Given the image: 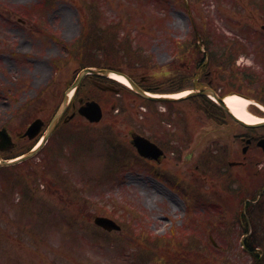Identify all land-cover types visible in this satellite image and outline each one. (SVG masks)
<instances>
[{
	"label": "rangeland",
	"instance_id": "1",
	"mask_svg": "<svg viewBox=\"0 0 264 264\" xmlns=\"http://www.w3.org/2000/svg\"><path fill=\"white\" fill-rule=\"evenodd\" d=\"M47 1L52 3L48 7L46 4H41V0H0V124L8 122L14 129L21 128L22 124L32 119V115L43 114V116H50L51 113L49 114V112L57 99L55 93H59V89L64 86L66 80L72 78L73 73L77 71L73 69L72 63L61 66L62 68L54 81V68H52L51 57L60 56V44H57L55 40H52L51 43L50 39H47L45 40L47 42H45L44 49L39 48V41L36 40L35 35L30 34L28 29L22 30L19 25H7L4 22L6 20L14 21L18 17H21L27 20H45L48 23L52 21L54 23V30L58 32L62 39L67 40L72 38L81 29L82 16L89 20V15L92 13L91 9L95 7L99 12V16L95 18V21H98L100 25L119 23L121 31L135 38L136 42L130 43V46L133 48L134 44L137 43L136 46H139L138 51L147 53L150 58L146 61L144 58L129 55L131 58H125V63L120 58L114 56L118 51L108 47L102 52L100 46L98 51L94 50V58L102 62L120 63L123 67H128L131 71L140 75L151 76L156 72L157 76H153L154 79L149 81V77L147 76L145 82L149 81L147 85L163 89H168L170 86L166 80L164 84H162V81L174 77L167 74L166 70H168V67L163 66L166 61L170 60L171 56L173 57L171 54L173 52H171L173 47L171 40L177 39L181 35L188 37L192 30V22L199 27L205 17L207 22L204 27H209L207 29L209 33H215V28L212 26V24H215L212 20L214 19L219 21V23L223 22L221 24L222 28L225 26L224 22H227V24L235 28L237 33H240L243 26L247 24L246 21L249 20L251 26H258L261 20L258 19L260 14L258 12L247 15L245 13L250 12H244L243 15L240 12L234 11L232 13L227 10L230 3L240 5L241 10L248 9L246 0ZM13 11H16V14ZM4 26L6 27L3 29ZM62 30H64L63 33H61ZM257 30V27L248 29L246 39L243 41L246 52H248L245 58H249V60L246 59L249 62V66L255 67L260 64L261 68L264 69V40L262 38L264 35L258 33ZM28 35H31L34 40L28 37ZM219 35L222 38L227 36L224 33L222 35L219 33ZM118 36L120 35L118 34ZM18 37L26 40V46L19 45L17 47L20 44L19 40H17ZM110 38L111 36L106 33V39ZM3 40L6 42H1ZM15 42L18 43L16 48L14 50L8 49L7 44ZM4 44L5 49L2 48ZM12 47L10 46V48ZM53 49L54 55H52ZM88 50H91L90 46H88ZM90 58L91 53L88 56V59ZM182 59L180 58V61L176 60L173 63L179 64V62L184 61V58ZM85 61L87 60L85 59ZM141 63L145 64L139 65ZM151 65L155 69H152ZM74 66L76 68V65ZM47 81V89L41 94L40 98L28 102L24 108L19 110V101L31 98L35 95V90L47 83ZM86 81H88V78ZM81 89L87 94L103 100L104 117L100 121V123L102 122L101 124L97 126L91 125L89 128H86L87 130H81L82 127L78 126V122L82 120L80 118H74L69 123V129L64 133L63 141L67 142L64 159L67 160L65 166L69 170L68 185L71 188V192L63 199L64 196H61V198L59 192L54 191V193L50 194V198L63 200L65 205L70 206L73 196L79 202L83 198L93 194L99 198L102 204L96 211L106 210L114 214L122 211L121 205H125L130 211H137V207L139 206L146 212L144 225L146 232L151 235L165 234L166 241L171 242L169 229L184 225L187 221L186 217L191 210L190 203L186 200L184 204L175 195L167 191H164V194L162 191L164 188L176 195H178V192L161 181L160 183L163 188L155 179H164L171 183L175 179L180 181L186 178L191 172L192 175L199 176L198 181L202 185V189L207 188L211 194L212 167L217 164L215 159H210V157L203 158V161L206 160V162H202V167L200 162L199 167L195 168L191 161L196 160V156L191 157V161L182 164L179 160L172 157V155H169L167 159H164L166 165L157 164L154 166L147 162L148 166L155 169L157 175L154 172L140 170L138 168V157L134 154L133 148L129 144L130 133L136 129V131L141 133L147 135L154 134L160 137L158 135L160 131L156 127L155 124L157 122L154 119L160 112L164 111V106L152 103L146 106V108H142L139 106L141 100L125 94L121 98H117L119 106L117 107L111 105L114 103L113 95L107 94L105 99L104 94L101 91H95L94 88L84 86ZM13 95H17V98H19L18 102L11 101ZM60 97L61 94L59 95ZM188 104L184 102L181 106L178 104L172 105V107L179 108L177 110L173 107L172 111L176 112L177 115H184L187 123L191 125L189 128L191 137L187 138V144L189 141L190 143L194 141L200 130L208 131L209 134L216 132L212 130L215 126L213 125L212 128L207 126L209 125L206 122L207 118L201 117L203 112L199 108H193V106L191 107ZM115 108L119 110L116 111ZM251 115L254 116L253 114ZM100 130L103 132L100 133ZM222 132L225 133V128ZM101 135H109L110 144L119 149V156L116 162L118 169L107 175L104 180L99 177V170L93 166L92 162L88 170L85 167L86 164H83L87 161L90 162V159L94 158L96 166L105 167L108 159L106 148L100 143L97 146L98 136ZM50 140L49 142H52ZM115 141L119 146L115 144ZM110 148L112 147L110 146ZM48 150L50 149L48 148ZM198 153L197 157H200V151ZM41 154H43V150ZM85 154L87 155L85 156ZM74 156L75 162H73ZM78 160L80 162H76ZM142 165L146 166L144 163ZM73 167L75 169L71 171ZM200 167L202 171L199 170ZM12 174L13 179L14 177L19 179L22 177V170L16 169ZM6 176L7 174L0 173V185L2 182H5ZM22 180L24 181V179ZM71 183L77 186L72 189ZM34 185L37 186L38 182L35 181ZM232 185L230 184V186ZM220 192H222L221 199L227 201L230 210H232L237 198L228 195L219 188L217 193ZM181 194L184 198L191 195L188 189ZM156 195H165V205L161 208L155 200L157 205L149 212L143 202L152 199ZM41 200L47 204L51 203L48 196L45 195L41 196ZM27 210H30L32 214L36 212L32 208ZM9 211H12V213L7 214ZM197 215L201 217L204 223L206 219L208 220V217L203 216L200 212ZM75 221L81 226H86V230L91 234V237H84L78 227L74 224L66 223V221H61V219L55 224L60 236L54 235L56 230L53 225L47 228L40 227L39 230L36 228V234L39 235L34 237V235H29V233L34 234L32 228L36 226L33 217L31 218L32 224L24 227L25 224H28V221L24 217L19 216L16 211L4 207L0 202V264H72L70 261L77 262L76 264H156L155 262H140L150 260L155 252L158 253L157 250L159 248L151 245L143 250L142 247L144 245L141 248L140 245L134 248L132 242L128 243L126 239H120V236L116 235L108 237V244H106L104 239H98L94 236L95 231L91 230L89 224L85 225L84 221L82 222L78 217H75ZM208 227H211V224ZM10 233L13 236H10ZM63 233H66L67 236H63ZM225 233L230 245H235L238 233L228 228ZM61 239L69 241L60 244L59 241ZM218 241L224 242L225 239L223 238L221 241L218 239ZM100 242H103V244ZM119 243L118 252H113ZM133 252H144L142 253L144 255L136 258ZM178 254L179 250L172 246L169 250V258L175 261ZM190 257H194L192 263H190ZM208 259L218 262L222 261L221 264H245L248 260L239 249L222 251L207 245L200 253L195 254L192 252L190 256L186 253L181 259L180 264H212L208 262ZM137 260H140V262L137 263Z\"/></svg>",
	"mask_w": 264,
	"mask_h": 264
},
{
	"label": "water",
	"instance_id": "2",
	"mask_svg": "<svg viewBox=\"0 0 264 264\" xmlns=\"http://www.w3.org/2000/svg\"><path fill=\"white\" fill-rule=\"evenodd\" d=\"M86 71H88V69H85V70H83L81 73H80V75H79V78H80V76H82ZM107 70H105V69H103V70H101V73H103V74H107ZM130 81V80H129ZM130 83L132 84V86L134 87V89H137V87L135 86V84L134 83H132L131 81H130ZM80 112L81 113H83V114H85V115H87L89 118H91V119H96L97 117H98V115H99V113H100V109H99V106L96 104V103H94V102H87L84 106H82L81 108H80ZM59 114H60V112L56 115V117H55V120L58 118V116H59ZM53 123H54V121H53ZM1 134V133H0ZM3 139H5V138H3ZM134 143L141 149V146L142 145H145V146H147L148 148H150V149H154V147L149 143V142H147L146 140H144L143 138H141V137H139V136H134ZM104 226H106V227H109L110 226V224H104V223H102Z\"/></svg>",
	"mask_w": 264,
	"mask_h": 264
},
{
	"label": "bare ground",
	"instance_id": "3",
	"mask_svg": "<svg viewBox=\"0 0 264 264\" xmlns=\"http://www.w3.org/2000/svg\"><path fill=\"white\" fill-rule=\"evenodd\" d=\"M113 77L117 78L118 80H120L122 82H127L125 77H123L121 75L115 74V75H113ZM183 93H185V92H183ZM178 95H181V94H178ZM226 102H227L230 110L234 114H236L238 117H240L241 119H243L247 122H255L256 121L255 119L247 118L244 114H242V106L246 105V103H247L246 100H242L241 102H238V100L236 98H227Z\"/></svg>",
	"mask_w": 264,
	"mask_h": 264
},
{
	"label": "trees",
	"instance_id": "4",
	"mask_svg": "<svg viewBox=\"0 0 264 264\" xmlns=\"http://www.w3.org/2000/svg\"><path fill=\"white\" fill-rule=\"evenodd\" d=\"M248 253L251 254V255H256L257 258L259 257V255H257V253L254 251V247L253 246L249 247Z\"/></svg>",
	"mask_w": 264,
	"mask_h": 264
},
{
	"label": "flooded vegetation",
	"instance_id": "5",
	"mask_svg": "<svg viewBox=\"0 0 264 264\" xmlns=\"http://www.w3.org/2000/svg\"><path fill=\"white\" fill-rule=\"evenodd\" d=\"M250 137H251V138H255L256 135H255L254 133H251V134H250Z\"/></svg>",
	"mask_w": 264,
	"mask_h": 264
}]
</instances>
